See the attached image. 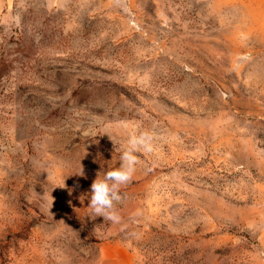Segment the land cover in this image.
I'll return each instance as SVG.
<instances>
[{
	"label": "rangeland",
	"instance_id": "rangeland-1",
	"mask_svg": "<svg viewBox=\"0 0 264 264\" xmlns=\"http://www.w3.org/2000/svg\"><path fill=\"white\" fill-rule=\"evenodd\" d=\"M142 131L122 222L94 217ZM113 247L264 264V0H0V264L126 261Z\"/></svg>",
	"mask_w": 264,
	"mask_h": 264
},
{
	"label": "clouds",
	"instance_id": "clouds-1",
	"mask_svg": "<svg viewBox=\"0 0 264 264\" xmlns=\"http://www.w3.org/2000/svg\"><path fill=\"white\" fill-rule=\"evenodd\" d=\"M155 139L156 136L151 131L131 134L126 143L117 149L120 151V166L105 172L103 176L97 174L91 185L89 200L94 217H103L112 224L122 222V217L116 209V205L126 198L122 195L121 188L132 181L136 167L140 163L139 154L153 152ZM78 175H83L82 168Z\"/></svg>",
	"mask_w": 264,
	"mask_h": 264
},
{
	"label": "crops",
	"instance_id": "crops-1",
	"mask_svg": "<svg viewBox=\"0 0 264 264\" xmlns=\"http://www.w3.org/2000/svg\"><path fill=\"white\" fill-rule=\"evenodd\" d=\"M114 249L118 250L117 252H120L122 253L125 257H126V261H120L117 257H116V253L114 254H107L105 255V259L104 261L102 262V264H132L131 263V257H130V254L125 250V249H122V248H116V247H113Z\"/></svg>",
	"mask_w": 264,
	"mask_h": 264
}]
</instances>
